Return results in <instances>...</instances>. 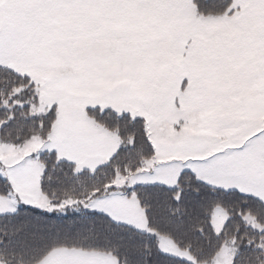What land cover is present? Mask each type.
Masks as SVG:
<instances>
[{"label":"snow or ice","instance_id":"snow-or-ice-1","mask_svg":"<svg viewBox=\"0 0 264 264\" xmlns=\"http://www.w3.org/2000/svg\"><path fill=\"white\" fill-rule=\"evenodd\" d=\"M0 264H264V0H0Z\"/></svg>","mask_w":264,"mask_h":264}]
</instances>
